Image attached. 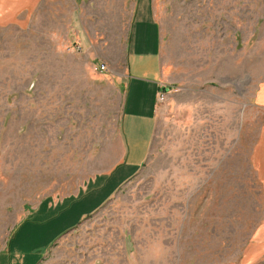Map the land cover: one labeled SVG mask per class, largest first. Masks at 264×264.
Segmentation results:
<instances>
[{
  "label": "rangeland",
  "instance_id": "1",
  "mask_svg": "<svg viewBox=\"0 0 264 264\" xmlns=\"http://www.w3.org/2000/svg\"><path fill=\"white\" fill-rule=\"evenodd\" d=\"M135 1L41 0L2 29L0 250L29 210L80 193L121 155ZM153 3L169 91L147 159L38 264H233L257 249L264 205L249 152L264 119L253 104L264 0Z\"/></svg>",
  "mask_w": 264,
  "mask_h": 264
},
{
  "label": "crops",
  "instance_id": "2",
  "mask_svg": "<svg viewBox=\"0 0 264 264\" xmlns=\"http://www.w3.org/2000/svg\"><path fill=\"white\" fill-rule=\"evenodd\" d=\"M40 2L0 0V33L11 24L25 22ZM119 78L123 86L119 123L122 152L117 162L111 169L86 178L81 192L73 197L41 203L29 210L6 247L0 250V264H38L57 239L97 211L145 163L155 132L157 95L166 82L153 0L134 2L129 18L125 70ZM253 99V104L264 112V76L257 84ZM249 163L264 205V119L257 126ZM259 231L255 237L257 249L247 246L241 261L233 264H264V228ZM5 258L8 262L2 261Z\"/></svg>",
  "mask_w": 264,
  "mask_h": 264
},
{
  "label": "built area",
  "instance_id": "3",
  "mask_svg": "<svg viewBox=\"0 0 264 264\" xmlns=\"http://www.w3.org/2000/svg\"><path fill=\"white\" fill-rule=\"evenodd\" d=\"M77 49H79V47H77ZM97 68H99V70H105L106 66L105 64L101 63ZM168 91L169 90L166 85L161 86V89L159 90L157 95V104H161L165 101Z\"/></svg>",
  "mask_w": 264,
  "mask_h": 264
}]
</instances>
